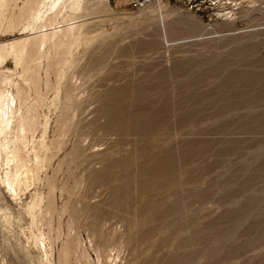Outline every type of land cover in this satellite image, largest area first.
<instances>
[{
	"label": "rangeland",
	"instance_id": "rangeland-1",
	"mask_svg": "<svg viewBox=\"0 0 264 264\" xmlns=\"http://www.w3.org/2000/svg\"><path fill=\"white\" fill-rule=\"evenodd\" d=\"M97 4L76 20L81 37L52 50L50 79L62 70V82L82 81L90 102L114 99L123 118L94 124L95 102L84 130L63 136L58 152L49 144L55 155L21 199L0 187V264H44L35 236L57 232L52 264L70 237L81 245L68 264H264V0H151L141 10L129 0ZM24 37L0 33L6 43ZM63 51L68 62L57 65ZM1 69L19 78L14 60ZM43 111L50 143L59 110ZM81 143L77 159L71 154ZM51 182L52 230L47 216L34 225L28 211L46 200ZM72 208L83 211L69 226L64 209Z\"/></svg>",
	"mask_w": 264,
	"mask_h": 264
},
{
	"label": "bare ground",
	"instance_id": "bare-ground-1",
	"mask_svg": "<svg viewBox=\"0 0 264 264\" xmlns=\"http://www.w3.org/2000/svg\"><path fill=\"white\" fill-rule=\"evenodd\" d=\"M95 1L96 0H0V33L20 32L21 34H24V33L26 34V37L21 38L19 40H15V41L12 40V42H9V43L0 41V187L6 189V193L7 194L10 193V195L13 196L15 200L21 199L22 192L30 188L32 181L35 179L36 172L40 168L45 167L46 162H49L51 160L54 154V151L52 152V148L54 147L53 145H55V151L57 152L60 151L61 149H63V145L65 143L64 142L65 138L63 136H66L69 132L71 133L73 132V135H74L75 131H77L78 133L80 129H83L82 128V121H83L82 116L86 112H88L92 104H94L95 102L99 103L101 101V105L95 106L89 112L90 115L92 114L94 115L93 120H92V122L94 121L93 122L94 124L95 123L97 124V122L101 121V118L102 120L104 119L109 122V123L107 122L106 124L120 122L123 118L121 115L124 113V112L122 113V110L124 109H122L123 107L122 108L120 107L121 105H118L117 107L116 106L117 104H114L112 102L114 99L107 98V100L101 99L100 101L97 100V101L90 102V100H88L87 98L84 99L85 97H82L83 95L82 94L83 92L82 91V87H83L82 81L80 82L78 79L77 80L75 79L76 82L74 81L70 82V80L67 79L65 82H62V79H63V77L61 76L62 70H57L58 79L56 80V83L52 84V81L50 79L51 68H52V64L50 63L51 58H52V50L56 51L58 48H60L61 46H64L67 43L71 45L73 42L77 41L79 37H81L82 35L81 28L83 27V24L82 23L79 24V22H76V20L84 16L82 13H84L87 9H89V6L91 5L93 6L94 3L96 5L97 3L102 2V0H97V2ZM67 53L68 51H63L61 54H59V60L57 61V65H65L68 62ZM8 59L14 60L15 66L21 68L20 72H18L20 73V75L17 80L14 79V74L7 72L4 69H1L4 63L8 64ZM45 60L47 61V64L44 69L45 77L43 78L41 71L44 68L43 63L45 62ZM17 77L18 76H16V78ZM42 82L45 83L44 84L46 88L45 92H42L41 90ZM117 91H116V94H117ZM51 92H53L52 98L49 97ZM114 93L115 91L111 90L110 96L114 97V95H116ZM98 95L96 94V96ZM94 98L95 97H93V99ZM123 100L125 101V99ZM51 107H55L56 109H58L59 114L56 118L57 120L55 121L56 122L55 132L53 131L55 133V137L54 138L52 137L53 139L51 138L52 140L50 139L51 141L49 143V141L47 142L46 140V135L48 134L47 131L49 130L48 127H49L50 119L48 118L47 113H44L43 110L44 109L50 110ZM86 117H84V119ZM155 117L156 116H154L153 119ZM76 118H78V120H76ZM134 118H136V116ZM126 119L124 118L123 120H126ZM144 122L146 123V121ZM118 125H120V123ZM121 125H123V122ZM145 125L147 126V124ZM108 126L110 129V125ZM150 129H151V125H150ZM38 131H41V134H40V138L38 136V138L36 139V134ZM81 134H84V133H80V135ZM87 134H89V132ZM85 135L86 134H84V136ZM142 135L144 134H141V136ZM80 139L82 138L79 137V142L82 141ZM67 142H70V141H67ZM88 143H90V145L88 144L89 145L88 148L90 147L92 148V146L94 147L93 142L89 141ZM49 144H51L53 147L50 148L51 145ZM82 150L84 151L86 149L85 147L83 149L82 143H81V144H77V146L73 150L74 151L73 154H71L70 151L69 152L71 156L79 157L80 153L81 154L83 153ZM41 153L45 154V158L41 156ZM50 153L51 154L53 153V154L50 155ZM56 157H58V155ZM167 165H169L168 162H167ZM104 179L107 180V176ZM50 184H51V188H50V191L48 189L49 193L47 192L48 195L46 197V200L43 198V196L41 197L39 196L40 198L38 197L39 199L34 202V205L29 207L28 211L32 215V220H33L32 223L34 225L41 223V220L47 216L49 218L47 225L52 230L53 225L51 223V220L53 219L52 216H53V213L55 212V208H54L55 206L53 205V201H52L53 199L51 195L52 191L54 190L53 189L54 184H52V182ZM44 200L46 201L45 202L46 204H44ZM78 209L77 210L75 208L64 209V210H67L69 214V226L77 223L78 220L80 221V215L82 214L81 212L83 210L81 211L80 208ZM113 213L114 212H112V214ZM89 217L91 216L89 215ZM59 235L60 234L57 232L56 236L54 237L52 236L45 237L44 233H41L39 236H35V243L39 245L40 247H42V249L44 250V257H45L44 264H52V258H53V252H54L53 245H54V242L59 239ZM80 245H81V241L78 237H70L66 241L65 245L63 243V248L59 256V259H60L59 264H68L70 262L71 256L80 248ZM84 250L86 249H83V251ZM83 253H85L84 256L87 255L85 251ZM87 256L89 257V254ZM97 256L99 260L102 255L101 256L97 255Z\"/></svg>",
	"mask_w": 264,
	"mask_h": 264
},
{
	"label": "built area",
	"instance_id": "built-area-1",
	"mask_svg": "<svg viewBox=\"0 0 264 264\" xmlns=\"http://www.w3.org/2000/svg\"><path fill=\"white\" fill-rule=\"evenodd\" d=\"M151 0H129L130 2V6L134 9V10H141L143 8H145Z\"/></svg>",
	"mask_w": 264,
	"mask_h": 264
}]
</instances>
